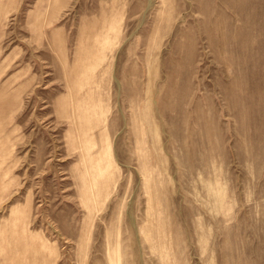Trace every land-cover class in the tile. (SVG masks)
<instances>
[{"label": "rangeland", "instance_id": "rangeland-1", "mask_svg": "<svg viewBox=\"0 0 264 264\" xmlns=\"http://www.w3.org/2000/svg\"><path fill=\"white\" fill-rule=\"evenodd\" d=\"M0 264H264V0H0Z\"/></svg>", "mask_w": 264, "mask_h": 264}]
</instances>
